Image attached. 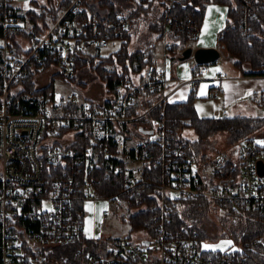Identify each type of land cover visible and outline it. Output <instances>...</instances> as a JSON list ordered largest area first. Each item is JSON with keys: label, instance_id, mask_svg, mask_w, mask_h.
I'll return each instance as SVG.
<instances>
[{"label": "built area", "instance_id": "obj_1", "mask_svg": "<svg viewBox=\"0 0 264 264\" xmlns=\"http://www.w3.org/2000/svg\"><path fill=\"white\" fill-rule=\"evenodd\" d=\"M15 1L0 0V264H58L50 259L56 247L84 235V212L77 201L106 199L127 218L141 207L129 205L141 185L158 191L157 203L142 205L156 212L153 223L137 230L138 241L130 233L111 236L107 255H89L90 263L252 264L256 255L264 264L262 236L206 250V240H199L192 224L172 227L170 201L182 197L204 196L259 211L264 221V172L258 169L260 161L264 164V140L246 138L205 165L169 137L165 109L178 86L169 88V32L178 28L195 41L201 29L194 16L172 14L178 0H163V62L149 63L143 78L125 73L117 93L103 88L95 98L84 89L58 85L72 84L79 54L121 41L131 28L126 14L105 22L80 20L74 15L83 9L73 0L45 31H34ZM255 5L242 0L245 31L251 27L250 18L258 15ZM196 64L198 72L189 80L192 88L209 71L205 63ZM212 79L219 80V73ZM221 90L216 82L207 98L218 99ZM154 95L157 100L142 109L143 100ZM158 106L160 112L153 115ZM134 128L144 137L130 134ZM77 131L89 140L79 151L72 146ZM101 154L109 167L97 176L93 172ZM112 175H122V188L98 193L95 183ZM109 214L106 210L105 217Z\"/></svg>", "mask_w": 264, "mask_h": 264}, {"label": "trees", "instance_id": "obj_2", "mask_svg": "<svg viewBox=\"0 0 264 264\" xmlns=\"http://www.w3.org/2000/svg\"><path fill=\"white\" fill-rule=\"evenodd\" d=\"M39 7L25 12L33 24L34 31H45L51 21H55L62 11L66 10L73 0H46L40 4L32 0ZM258 15L250 18L251 27L245 31L242 26L243 11L242 0H178L172 14L180 16L193 15L201 29L206 7L209 3H224L228 5L226 24L220 32L218 42L234 65L244 75H264V0H253ZM83 11L74 17L80 20L97 18L101 22L109 21L119 13H124L131 23V28L121 39L118 50L108 55H102L100 49L94 53L82 52L76 60L75 74L71 77L72 85L85 89L89 84L79 78L81 71L91 72L112 94L117 93V87L122 82L125 73L131 76L139 75L143 78L147 65L157 61V45L163 40L164 11L163 0H79ZM144 24L145 31L141 37L135 36L138 24ZM191 36L174 28L169 32L167 53L171 61L180 60L182 51L192 46ZM29 86H32L29 83ZM51 85L48 90H52ZM261 101L264 103V92H261ZM154 95L148 100L144 99L141 108L145 109L157 100ZM196 92L192 89L184 101L171 102L166 106L167 125L170 129V139L183 143L188 152L204 162L210 164L217 154L223 150L214 149L210 153L206 139L217 132H226L229 144L241 143L246 138H253L252 134L264 125V117L258 116H200L195 108ZM158 106L153 115L161 110ZM149 117L140 122L148 121ZM194 127L197 139L191 140L182 136L185 122ZM139 128V126H138ZM138 130V129H137ZM139 131V130H138ZM129 134V133H128ZM136 134V131H130ZM88 138L81 131L76 132V140L72 146L79 151L88 145ZM232 150V149H230ZM124 164V160L120 161ZM99 167L93 173L103 176L108 162L100 156ZM83 174L79 175L81 190L84 187ZM123 186L122 175H112L110 178H101L95 183L96 191L100 194H111L119 191ZM140 192L129 200V205L141 206L132 212L129 217H123L137 231L152 224L156 212L142 207L143 204L152 205L158 202L157 188L155 186L141 185ZM153 192L151 196L149 192ZM155 193V194H154ZM141 201L138 202L137 200ZM169 213L172 227L180 228L192 224L197 230L199 240H217L223 237H232L235 242H241L252 237H264V221L259 211L235 207L232 204H223L204 196L177 198L171 200ZM83 202L77 201L78 209L83 208ZM223 211L220 216L219 212ZM221 219L219 226L216 219ZM216 228L215 232L207 230L208 226ZM155 233H152V236ZM110 237H87L82 235L72 242L60 244L56 251L50 254V259L58 264H98L90 263L89 255L103 257L107 255V244ZM252 264H263L262 259L256 256L251 259Z\"/></svg>", "mask_w": 264, "mask_h": 264}, {"label": "rangeland", "instance_id": "obj_3", "mask_svg": "<svg viewBox=\"0 0 264 264\" xmlns=\"http://www.w3.org/2000/svg\"><path fill=\"white\" fill-rule=\"evenodd\" d=\"M40 4L45 3L46 0H38ZM228 5L224 3H209L206 7V13L203 19L202 30L199 34V38L196 39L192 46L194 48L204 46V47H217L220 49L221 55L219 59L214 62L205 63L210 72L216 74L218 72H222L226 76H240L244 75L242 71L234 65L232 60L226 54V51L220 47L218 42V37L220 32L223 30L226 24L227 14H228ZM145 28L144 24H138L136 28V35L138 38L142 36ZM142 38V37H141ZM121 41L114 40L108 47L101 48L100 53L102 55H108L113 51L118 50L120 47ZM163 42L160 41L157 45L156 57L159 62H163ZM97 49H91V53L96 52ZM196 65V61L194 58L189 57L187 59H180L175 62L171 61V59L167 63L168 72H174L175 77L179 80L183 79L185 75L191 71V65ZM182 66H185V70L182 69ZM219 69V71H217ZM210 74L206 75L205 78H211ZM79 78L83 82L89 84L87 88L83 91L89 96L97 98L100 96L104 85L89 71H81L79 73ZM239 81V80H238ZM178 81L169 85V88H173ZM227 84L224 87V90L220 93L218 100H212L210 98L204 97V89L201 85L198 92H196L195 99V108L200 116H258L264 117V103L261 101V92H256V88H264V77L261 78L262 84L260 86H255L254 90L244 94L243 96H238L237 92L234 90V79H228ZM69 87H77L81 88L77 85L68 84V86L58 85L59 89H68ZM186 88H181L176 93V97L184 99ZM264 91V90H263ZM186 124L182 130V136L191 140L197 139V133L191 125L188 124V120L185 122ZM136 131V137L138 139L143 138L144 134L134 128ZM252 137L263 141L264 140V125L253 132ZM208 143V149L210 153H213L216 149L219 150H228L236 149L240 145V143H236L234 145L229 144L227 140L226 132H217L210 135L206 139ZM215 149V150H214ZM83 221L84 235L87 237H111L114 235H120L123 233H130L133 236L134 241H138L139 234L137 231L132 230V225L128 220H123L119 215L118 211L123 212L124 210L113 209L110 207L108 201L103 198H95L89 197L83 201ZM106 210H110V214L105 217ZM220 216L223 215V211L219 212ZM216 219V222L219 226H222L221 219ZM207 230L210 232H215L216 228L212 226H208ZM234 241L232 237H223L217 240H206L203 242V249L206 250H218L222 249L226 245L231 244ZM231 242V243H228ZM205 245H210L214 247L206 248Z\"/></svg>", "mask_w": 264, "mask_h": 264}, {"label": "crops", "instance_id": "obj_4", "mask_svg": "<svg viewBox=\"0 0 264 264\" xmlns=\"http://www.w3.org/2000/svg\"><path fill=\"white\" fill-rule=\"evenodd\" d=\"M15 5L17 6L18 10L21 13H25L27 10H30V9H34V10H38L39 9V7L36 6L33 3L32 0H16L15 1ZM205 13H206V11H205ZM201 30H202V27H201ZM156 62L161 63V62L158 61V58H157V61ZM182 69L185 70V66H182ZM197 72H198V66H196L195 64L194 65H191V71H189L185 75V77L183 79H181V80H179L177 77H175L173 71L171 72V79H172V81L170 82V84L174 83L175 81H178L177 84H175V85H178V86L176 87V89L173 91V93L170 96V101L171 102H177V101H184V100H186L188 98L191 90L192 89H195V91L198 92V90L201 87V85H202L203 89L205 90L204 91V97L207 98V93H208L209 89L216 82H219L221 84V86H222L221 92H222L224 90L225 85L227 84L226 81L228 79H234L235 80V82L233 83L234 84V88H235L234 90L237 92V95L238 96H243L244 94H247V93L253 91L254 88H255V86H260L262 84L261 78L264 77V75L226 76L222 72H218L219 73V76H220V79L217 80V79H212V78H214L218 73L214 74V73L210 72V69H209V71L204 76L210 74L213 77H211V78H205V79L200 80L199 82H197L196 87L195 88H192L191 85H190L189 80ZM181 88H186V90H185V96L186 97L184 99L176 97V93ZM263 90H264V88H260V89L259 88H256L255 89L256 92H260V91L264 92ZM218 99H216V100H218Z\"/></svg>", "mask_w": 264, "mask_h": 264}, {"label": "water", "instance_id": "obj_5", "mask_svg": "<svg viewBox=\"0 0 264 264\" xmlns=\"http://www.w3.org/2000/svg\"><path fill=\"white\" fill-rule=\"evenodd\" d=\"M220 55V49L217 47L200 46L194 48L193 46H188L182 51L180 59H187L189 57H193L197 63H207L216 61L220 57ZM258 169L260 172H264V164L261 161L258 163ZM143 243L148 244L149 241L144 240Z\"/></svg>", "mask_w": 264, "mask_h": 264}, {"label": "snow or ice", "instance_id": "obj_6", "mask_svg": "<svg viewBox=\"0 0 264 264\" xmlns=\"http://www.w3.org/2000/svg\"><path fill=\"white\" fill-rule=\"evenodd\" d=\"M217 71H219V69H217ZM228 243H231V242H228ZM205 247L208 248V247H214V246L205 245Z\"/></svg>", "mask_w": 264, "mask_h": 264}]
</instances>
